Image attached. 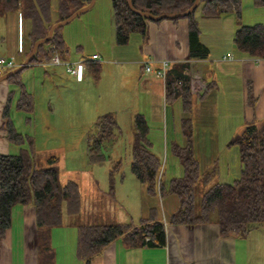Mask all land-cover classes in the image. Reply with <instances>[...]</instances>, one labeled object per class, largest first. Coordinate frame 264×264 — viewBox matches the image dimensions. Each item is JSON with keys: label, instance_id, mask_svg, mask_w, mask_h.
<instances>
[{"label": "trees", "instance_id": "16d2710c", "mask_svg": "<svg viewBox=\"0 0 264 264\" xmlns=\"http://www.w3.org/2000/svg\"><path fill=\"white\" fill-rule=\"evenodd\" d=\"M89 1L59 0L55 18L52 0H0V15L20 11L24 18L32 22L31 46L25 56L27 57L34 42L46 36L54 23L67 18ZM194 2L195 0H133L139 10L157 15L185 11ZM111 3L117 45L128 44L132 33H145L149 22H154L134 13L127 0H111ZM253 4L256 7H264V0H253ZM242 9L243 0H200L197 8L187 16L168 19L176 22L181 19L188 21L189 59H206L211 53L210 47L201 40L200 18L215 19L230 13L234 14L237 20L233 38L235 49L251 56H264V24H244ZM62 29L63 26L55 29L52 39L39 46L30 64L47 62L55 52L52 47L60 52L63 59H67L69 50L66 49ZM28 66L26 65L24 70ZM102 68V61L87 63V69L96 81L101 79ZM24 70L11 75L7 80L11 85L21 88L16 107L33 113L34 98L23 83ZM191 81L189 62L173 63L165 79L166 102L174 103L180 100L183 109L191 113L194 105ZM209 87L210 85H207L205 92L212 88ZM250 94L249 100L253 103L251 89ZM13 99L14 92H10L3 109L4 124L1 129L6 131V138L10 142L23 144L24 140L28 139L29 148H21L19 153H0V246L12 227L13 208L18 204H31L36 212L38 264L41 251L44 252L45 264H51V230L63 224L65 215L79 212L80 186L72 179L62 182L54 166L38 167L34 157L33 138H25L17 131L12 121L10 112ZM182 121L186 144L182 146L173 143L172 152L179 159L184 172L179 177H173L168 185L159 175L161 161L150 149L152 143L148 138L149 125L143 114H136L134 117L135 130L132 141L131 164L134 175L146 183L151 194L159 193L162 198L176 195L180 203L178 209L165 219L159 218L157 210H151L150 215L142 218L138 224H79L76 255L84 264H91L95 257L102 254L104 249L117 239H122L128 247L165 245L166 226L169 224L196 225L216 217L223 235L233 233L244 237L264 223V121L260 124L248 123L244 131L235 135L228 143L229 146H238L242 168L239 178L231 183L213 182L218 173L216 165L211 170H202L194 146L193 120L187 115ZM95 126L94 132L87 136V154L91 163H99L105 159L104 141L115 137L119 122L115 114L107 113L97 118ZM54 160L55 157H52L50 162ZM199 182L205 190L197 211L194 193ZM111 189L113 192V185Z\"/></svg>", "mask_w": 264, "mask_h": 264}, {"label": "crops", "instance_id": "0c3cea01", "mask_svg": "<svg viewBox=\"0 0 264 264\" xmlns=\"http://www.w3.org/2000/svg\"><path fill=\"white\" fill-rule=\"evenodd\" d=\"M95 4L93 7H95ZM251 4L257 9L254 10L255 14L260 15L261 11H264V7H256L253 0H251ZM3 16L11 18L10 23H13V30L16 31L17 42L8 54H10L9 59H14L15 64L18 66L26 58L25 56L31 46L32 22L24 18L20 11H12ZM54 16L57 18L56 12ZM77 18L66 25H71ZM215 19L227 21L222 22V28H217L216 31L210 34L213 39L223 38L222 45L219 49L213 50L208 41L210 37L203 38L201 28V40L211 49V53L206 59H189L188 21L186 19L177 22L172 20L149 22L147 31L145 33H132L128 44L117 45L114 43L113 53L115 58H122L123 60V63L117 64L125 70L122 71V74H136L138 80V94L136 91L131 94L128 88L127 95L123 98L125 105L121 109L124 121L128 120L132 125L130 127L132 141L135 115L143 114L145 119L147 118L148 113H146L144 107L151 105L154 110L155 103H157L156 113L151 114L154 118L158 117L160 125L163 123L165 104H167L165 80L156 74L157 62L160 60H170L172 64L189 62L194 105L192 112L188 113L183 109L180 100L172 103V131H174L172 140L182 146L186 144L182 120L185 116H190L194 123L195 151L202 170H211L216 165L218 166V173L213 182L231 183L239 178L242 168L239 161L238 146H229L228 143L235 135L242 133L248 123L257 122L260 124L264 121V62H255L254 56L241 53L235 49L233 38L237 29V20L234 14L230 13ZM243 22L248 24V21L243 20ZM252 22L258 23L256 20ZM259 22L264 24V21L260 20ZM227 24L228 27H226ZM66 25L63 26L61 34L65 39L66 49L69 50L67 59H78L85 56L82 55L85 50L83 41L75 40V45H73V41L71 42L74 30L82 27L84 22H78L76 28H66ZM73 48L76 52H81L78 53L79 57L74 55ZM95 53L100 54L98 51H93L92 54L86 56H92ZM227 54H233L235 58L224 60L223 56ZM148 59L156 62L152 64L153 71L145 70L143 60ZM115 60L108 62V64L114 65L113 62H117V59ZM5 72H7L6 69L0 70V75ZM89 77L93 76L88 69L84 79L78 81L69 75L62 65L54 66L39 62L29 64L23 72L22 79L27 91L32 93L34 98L33 113L16 107L21 88L17 85H11L8 80L2 81L0 83V153L7 154L11 150V142L6 138V131L1 129L4 124L3 109L10 92H14L13 110L15 108L16 111L26 112L27 122L31 123L33 121L32 114L38 107V84L42 86L44 82L48 81L55 86H71L69 90H72L74 86L83 90L84 86L91 83L88 80ZM128 84L129 82H125L122 85L127 86ZM155 84L158 90H155ZM114 85L111 91L119 87L118 81H115ZM207 85L212 88L209 87L210 90L205 92ZM249 89L252 90L253 103L249 100V96H251V94L249 95ZM48 105L51 108L52 102L48 101ZM107 113H116L120 128L118 111H108L103 114ZM95 128V123L88 127L90 133L94 132ZM149 128L151 127L149 126ZM148 133L150 134V131ZM178 133H180V137L175 135ZM174 157L178 160V166L175 173V170H173L172 174L174 173V175H171V179L181 176L184 172L179 159L175 155ZM175 158L174 167L177 161ZM165 184L168 185L169 183L166 181ZM35 217V208L31 204H18L13 208V223L9 229L13 240L19 242V244L23 242L27 228L30 224L35 223ZM255 232L252 231L244 237L233 233L223 235L216 217H213L209 222L196 225L169 224L166 226L167 239L165 245L128 247L122 239H117L110 243L102 254L95 257L91 264H124L119 260L127 258V255L135 250L139 254V264H146L147 261L149 264H239V254L242 255L241 264H252V258L257 261L258 255L264 252L263 245L261 246L257 242L258 237L253 234ZM18 258H20L19 264H30L27 260V254H18Z\"/></svg>", "mask_w": 264, "mask_h": 264}, {"label": "rangeland", "instance_id": "374dc122", "mask_svg": "<svg viewBox=\"0 0 264 264\" xmlns=\"http://www.w3.org/2000/svg\"><path fill=\"white\" fill-rule=\"evenodd\" d=\"M57 2L58 0H52L54 13ZM254 10L257 9L251 4V0H243L242 22L248 21V25H252L255 24L252 21H264V11L257 15ZM200 19L203 38L206 39L217 28H222V22H227L224 19ZM169 20L171 19L165 18L160 22ZM10 21V17L0 15V57L5 59L10 58L8 53L17 42L16 31L13 30V23ZM78 22H84V25L74 30L71 42L73 41L75 45V40L83 41L85 50L82 55L87 58L90 55H86L92 54L93 51L100 53L103 63L101 79L96 82L94 77H89L88 80L91 83L84 86L83 90L75 86L69 90L71 86H55L48 81L42 86L38 84V107L32 114L33 121L27 122V113L24 111H16L12 108L11 113L17 131L25 138H33L34 157L38 167L54 166L62 182L72 179L80 186L79 212L65 215L63 224L51 230V264H84L83 260L76 255L79 224L124 222L138 224L142 218L150 215L151 210H157L159 218L165 219L179 207V199L176 195L162 198L159 193H149L146 183L136 178L132 172V130H130L132 125L128 120L124 121L121 109L125 105L123 98L126 97L128 88L132 94L137 92L139 86L136 74H122L125 70L117 64L123 63V60L115 58L113 53V44L116 41L111 0H97L92 10L77 18L71 25H66V28H76ZM222 40L223 38L210 37L208 41L213 50H216L221 47ZM73 53L79 57L78 53L81 52H76L73 48ZM115 59L117 62H113L114 65L108 64V62L116 61ZM115 81H118L119 87L111 91ZM125 82L129 84L123 86ZM154 87L158 90L156 84ZM48 101L52 102L51 108ZM172 107L171 102L165 104V110L163 106L164 115L161 125L158 117L154 118L151 114L156 113L157 103L154 110L151 105L144 107L148 113L146 119L151 127L150 134L148 133L149 141L152 143L150 149L161 161L159 175L165 183L166 181L169 183L171 175H174L178 166V160L172 152V145L176 142L172 140L174 133ZM115 110L119 113L121 129L116 130L115 137L104 141L105 159L99 163H91L87 154L86 133L88 136L91 132L88 127L95 123L99 115ZM175 135L180 137V133ZM21 148H29L28 139H25L23 144L11 142L9 153H19ZM52 157H55L54 162H50ZM174 158L177 160L175 167ZM173 170L175 171L172 174ZM112 185L114 193L111 189ZM204 190L200 182L196 184L194 194L197 211H199ZM253 231H256L253 234L258 237L257 242L263 245L264 251V223ZM132 252L127 255V258L119 261L124 264H139V254L136 250ZM43 253V251L39 253L40 264H45ZM18 254H27L30 264H38L35 223L29 225L21 244L13 240L11 231L7 232L0 246V264H19ZM241 256L239 254V264H241ZM146 264H149L148 261ZM252 264H264V252L258 255L257 261L252 258Z\"/></svg>", "mask_w": 264, "mask_h": 264}, {"label": "built area", "instance_id": "2783aa9c", "mask_svg": "<svg viewBox=\"0 0 264 264\" xmlns=\"http://www.w3.org/2000/svg\"><path fill=\"white\" fill-rule=\"evenodd\" d=\"M55 52L53 56L45 62L48 65H62L65 67L66 72L76 78L78 81H82L84 79L87 63L90 61H102V56L98 53L89 56L88 58L83 56L79 59H63L59 52L52 47ZM235 56L233 54H227L223 56L224 60H233ZM255 62H264V56H254L253 57ZM156 63L152 59L143 60V65L146 71H153L152 64ZM158 63V67L156 69V74L162 78L166 79L167 72L170 69L172 62L170 60H160ZM16 66L14 59H5L0 58V69H12ZM148 239V238H147Z\"/></svg>", "mask_w": 264, "mask_h": 264}, {"label": "water", "instance_id": "95a60500", "mask_svg": "<svg viewBox=\"0 0 264 264\" xmlns=\"http://www.w3.org/2000/svg\"><path fill=\"white\" fill-rule=\"evenodd\" d=\"M95 2H96V0H90L88 4L82 6L79 9H77L76 11H74L67 18L54 23L51 26V28H50V30H49V32H48V34L46 36H44L42 38H39V39H37L34 42V45H33V48L31 50L30 54L24 59V61L20 65L16 66L15 68H13L11 70H8L7 72H5V73L0 75V83L2 81H4V80H7L11 75L24 70L25 66L29 65L31 59L36 55V52H37L39 46L41 44L46 43V42H48V41H50L52 39L55 29L70 23L71 21H73L78 16H80L83 13L87 12L88 10H90L94 6ZM127 2H128V5H129L130 9L134 13H136L137 15L143 16L145 18H148V19H151V20H154V21H161V20H163L165 18L187 16L188 14H190L191 12H193L197 8L200 0H195L193 5L191 7H189L185 11L177 12V13H163V14H158V15L154 14L152 12H149V11L139 10L138 8L135 7V5L133 3V0H127Z\"/></svg>", "mask_w": 264, "mask_h": 264}]
</instances>
